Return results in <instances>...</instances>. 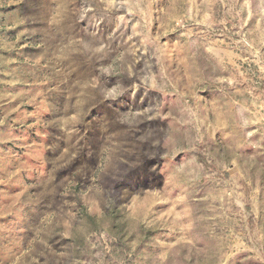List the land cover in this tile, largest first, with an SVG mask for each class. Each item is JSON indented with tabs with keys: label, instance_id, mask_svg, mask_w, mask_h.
Returning <instances> with one entry per match:
<instances>
[{
	"label": "rangeland",
	"instance_id": "1",
	"mask_svg": "<svg viewBox=\"0 0 264 264\" xmlns=\"http://www.w3.org/2000/svg\"><path fill=\"white\" fill-rule=\"evenodd\" d=\"M0 264H264V0H0Z\"/></svg>",
	"mask_w": 264,
	"mask_h": 264
}]
</instances>
